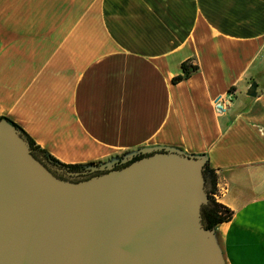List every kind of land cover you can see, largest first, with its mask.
<instances>
[{
	"label": "crops",
	"instance_id": "crops-1",
	"mask_svg": "<svg viewBox=\"0 0 264 264\" xmlns=\"http://www.w3.org/2000/svg\"><path fill=\"white\" fill-rule=\"evenodd\" d=\"M0 117L64 164L205 155L224 264H264V0H0Z\"/></svg>",
	"mask_w": 264,
	"mask_h": 264
},
{
	"label": "water",
	"instance_id": "water-1",
	"mask_svg": "<svg viewBox=\"0 0 264 264\" xmlns=\"http://www.w3.org/2000/svg\"><path fill=\"white\" fill-rule=\"evenodd\" d=\"M205 162L142 149L65 179L0 119V264H224L202 224Z\"/></svg>",
	"mask_w": 264,
	"mask_h": 264
},
{
	"label": "trees",
	"instance_id": "trees-1",
	"mask_svg": "<svg viewBox=\"0 0 264 264\" xmlns=\"http://www.w3.org/2000/svg\"><path fill=\"white\" fill-rule=\"evenodd\" d=\"M196 69H197L196 66H191L188 63H182L181 75L173 78L172 82L177 83L181 80L189 78V76H191V74ZM0 119L6 120L19 132V134L29 143L31 151L37 159L44 162V164L47 166L55 167V168L57 167L61 169L62 170L61 172L64 175L65 174L70 175L69 173L75 174L78 172H83L86 167L93 165L92 163L85 165L61 163L55 158H53L51 155H49L47 152H45L43 149H41L38 145H36L35 142L31 139V137L18 124H16L15 122H13L12 120L6 117H0ZM143 156L144 154H137L132 158V161L139 159ZM130 162L131 161L119 167L129 164ZM100 173L101 172H97L92 175L100 174ZM92 175H88L87 177H90ZM60 177H62V175ZM203 177H204V183H205V189H206L208 201L205 205L202 206L201 209L202 224L205 229L209 231H214V229L218 225L229 222L231 220L233 211L219 201V190L217 187L218 176L216 170L210 168L207 161L203 166Z\"/></svg>",
	"mask_w": 264,
	"mask_h": 264
},
{
	"label": "built area",
	"instance_id": "built-area-1",
	"mask_svg": "<svg viewBox=\"0 0 264 264\" xmlns=\"http://www.w3.org/2000/svg\"><path fill=\"white\" fill-rule=\"evenodd\" d=\"M233 92L228 91L223 95H218L213 98L212 106L217 115L225 114L232 105Z\"/></svg>",
	"mask_w": 264,
	"mask_h": 264
},
{
	"label": "rangeland",
	"instance_id": "rangeland-1",
	"mask_svg": "<svg viewBox=\"0 0 264 264\" xmlns=\"http://www.w3.org/2000/svg\"><path fill=\"white\" fill-rule=\"evenodd\" d=\"M119 159H120V158H118V159H116V160H119ZM105 163H109V162H105ZM100 164H104V163H98V164H93V165H100ZM93 165H92V166H93ZM121 165H123V164H121ZM121 165H120V166H121ZM48 167H49V166H48ZM88 167H91V166H88ZM88 167H86L85 170H86ZM50 170H51V169H50ZM51 171H52V170H51ZM55 171H57L56 168H55ZM52 172H53V171H52ZM57 172H58V174L61 173V171H57ZM53 173H54V172H53ZM96 173H97V172H96ZM54 174L57 175L56 173H54ZM57 176L60 177V175H57ZM79 176H82V177H83V176H85V175H79ZM79 176L66 175V174L64 175V174L62 173V177H61V178L71 179V178H75V177H79Z\"/></svg>",
	"mask_w": 264,
	"mask_h": 264
},
{
	"label": "flooded vegetation",
	"instance_id": "flooded-vegetation-1",
	"mask_svg": "<svg viewBox=\"0 0 264 264\" xmlns=\"http://www.w3.org/2000/svg\"><path fill=\"white\" fill-rule=\"evenodd\" d=\"M49 168H50L54 173H56L57 175H60V176L62 175V172L58 174V172L55 171V167H50V166H49Z\"/></svg>",
	"mask_w": 264,
	"mask_h": 264
}]
</instances>
